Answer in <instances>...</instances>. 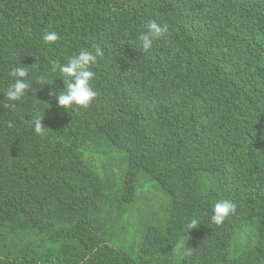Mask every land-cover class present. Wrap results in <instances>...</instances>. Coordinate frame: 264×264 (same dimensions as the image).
Here are the masks:
<instances>
[{
    "label": "trees",
    "instance_id": "trees-1",
    "mask_svg": "<svg viewBox=\"0 0 264 264\" xmlns=\"http://www.w3.org/2000/svg\"><path fill=\"white\" fill-rule=\"evenodd\" d=\"M96 47L97 96L58 106L51 62ZM0 264H264V0H0Z\"/></svg>",
    "mask_w": 264,
    "mask_h": 264
},
{
    "label": "clouds",
    "instance_id": "clouds-1",
    "mask_svg": "<svg viewBox=\"0 0 264 264\" xmlns=\"http://www.w3.org/2000/svg\"><path fill=\"white\" fill-rule=\"evenodd\" d=\"M168 32L167 25H161L156 21L147 24V31L139 35L140 48L144 52H148L153 48L154 42L160 40ZM59 39L55 31L45 32L43 40L45 43H53ZM104 53L99 47L93 51H82L78 55L69 57L67 62L61 63L53 60L51 62V72L59 73L65 78L64 90L59 94L55 91L49 92L50 97H56L58 106L68 109L73 105L87 107L91 101L97 96V92L92 86V81L96 73L91 70L90 65L97 62L98 57H102ZM15 82L7 91L6 96L9 101H19L24 97L26 90L29 89L31 81L28 79V71L24 67H13L9 73ZM42 85H52L53 81H49L46 75L41 76L37 81ZM9 127L12 123L9 122ZM44 127L42 119L37 118L34 121V131L40 133ZM236 211V205L229 201L217 202L213 207L211 221L220 225L229 216L230 213ZM198 221L191 220L187 227L189 230L197 227Z\"/></svg>",
    "mask_w": 264,
    "mask_h": 264
},
{
    "label": "rangeland",
    "instance_id": "rangeland-1",
    "mask_svg": "<svg viewBox=\"0 0 264 264\" xmlns=\"http://www.w3.org/2000/svg\"><path fill=\"white\" fill-rule=\"evenodd\" d=\"M147 185L149 186V187H151L150 189H148V191L146 192V194L147 195H149L150 197H151V202H150V204L152 205V206H159V199H161V198H163L162 197V190H161V188H160V186H159V184L157 183V182H149V183H147ZM147 186V187H148ZM146 187V188H147ZM164 194V193H163Z\"/></svg>",
    "mask_w": 264,
    "mask_h": 264
}]
</instances>
